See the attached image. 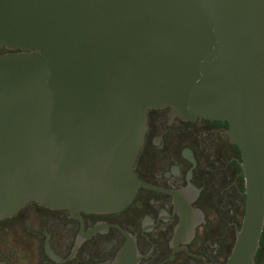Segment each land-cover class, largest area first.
<instances>
[{"label": "water", "instance_id": "obj_1", "mask_svg": "<svg viewBox=\"0 0 264 264\" xmlns=\"http://www.w3.org/2000/svg\"><path fill=\"white\" fill-rule=\"evenodd\" d=\"M0 47L19 51L0 56V221L30 203L68 210L81 223L68 258L53 253L44 231L55 262L114 226L127 243L103 264H138L154 249L149 240L142 256L119 226L98 222L84 234L75 214L120 212L144 186L174 196L180 224L170 247L185 249L179 243L206 224L189 206L204 188L189 182L192 151L183 150L194 167L180 191L135 172L148 112L170 109L166 125L176 117L228 124L246 204L227 264H255L264 233V0H0ZM171 217L161 209L158 223ZM153 221L145 217L142 234Z\"/></svg>", "mask_w": 264, "mask_h": 264}, {"label": "flooded vegetation", "instance_id": "obj_2", "mask_svg": "<svg viewBox=\"0 0 264 264\" xmlns=\"http://www.w3.org/2000/svg\"><path fill=\"white\" fill-rule=\"evenodd\" d=\"M17 52L0 47V56ZM171 116L170 109L148 112L145 143L137 158L135 172L144 184L180 191L188 186L187 174L194 167L183 156V150L192 151L196 167L192 170L189 182L195 189L204 188L189 206L202 212L206 224L195 227L191 244L179 243L178 248L186 250L175 252V248L170 247L175 236L174 229L180 224V216L178 213L173 215L174 196L165 192L142 186L133 202L120 212L76 213L75 216L83 219L84 234L98 222L119 226L131 240L136 239L137 250L142 256L149 253L153 244L151 255L142 257L138 264H205L202 259L193 256L203 258L208 264H227L245 213V179L240 150L231 144L225 134L229 130L227 123L176 117L171 125H166ZM161 136L160 144L154 145L153 140ZM172 166L180 169L178 178L171 175ZM168 172L169 178L165 177ZM161 209L172 217L168 221L160 219L158 223ZM146 216L154 220L155 226L151 231L144 230L142 234V221ZM238 217L242 218V222L238 221ZM44 231L51 232L49 245L53 253L60 259H66L77 243L81 223L68 210H54L37 203L28 204L17 215L0 221V264L112 263L127 243L126 236L111 226L104 233L97 232L84 240L74 258L59 263L47 252V235ZM260 242L261 252H257L255 264H264V233ZM186 251L193 256L186 254ZM173 254L174 260L167 261Z\"/></svg>", "mask_w": 264, "mask_h": 264}, {"label": "rangeland", "instance_id": "obj_3", "mask_svg": "<svg viewBox=\"0 0 264 264\" xmlns=\"http://www.w3.org/2000/svg\"><path fill=\"white\" fill-rule=\"evenodd\" d=\"M8 54H10V53H8ZM6 55V54H5ZM238 221L239 222H242V218H240V217H238ZM230 242H231V237H230V235L228 236V244H230ZM230 249V248H229Z\"/></svg>", "mask_w": 264, "mask_h": 264}]
</instances>
